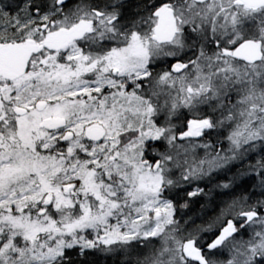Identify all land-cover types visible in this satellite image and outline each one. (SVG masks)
<instances>
[{"label": "snow or ice", "instance_id": "6c2138e0", "mask_svg": "<svg viewBox=\"0 0 264 264\" xmlns=\"http://www.w3.org/2000/svg\"><path fill=\"white\" fill-rule=\"evenodd\" d=\"M0 264H264V0H0Z\"/></svg>", "mask_w": 264, "mask_h": 264}]
</instances>
